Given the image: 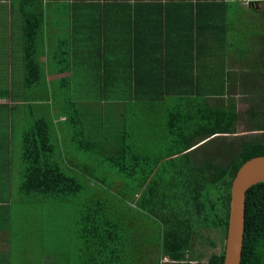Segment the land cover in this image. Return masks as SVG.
I'll list each match as a JSON object with an SVG mask.
<instances>
[{
	"label": "trees",
	"instance_id": "16d2710c",
	"mask_svg": "<svg viewBox=\"0 0 264 264\" xmlns=\"http://www.w3.org/2000/svg\"><path fill=\"white\" fill-rule=\"evenodd\" d=\"M200 1L183 0V13L197 17ZM211 15L213 35L229 34V18L219 23V10ZM256 24L246 20L242 32L258 34L264 44V23ZM225 75L216 88L205 82L204 88L177 91L185 96L183 115L160 107L159 96L172 91H155L142 106L146 95L121 91L128 101L122 114L119 107L99 105L100 96L83 107L60 91L59 110L48 112L50 119L85 138L73 146L60 134L57 144L51 120H34L22 138L12 187L20 209L42 215L43 223L62 222L60 240L48 239L55 258L63 264H224L233 179L246 160L264 154V90L229 89L231 74ZM253 76H264V70ZM234 78L241 87L253 80ZM147 116L150 128L141 130ZM46 201L47 207L40 205ZM204 229L220 232V252L197 250L198 240L217 246ZM241 264H264V182L246 194Z\"/></svg>",
	"mask_w": 264,
	"mask_h": 264
},
{
	"label": "crops",
	"instance_id": "0c3cea01",
	"mask_svg": "<svg viewBox=\"0 0 264 264\" xmlns=\"http://www.w3.org/2000/svg\"><path fill=\"white\" fill-rule=\"evenodd\" d=\"M221 1L198 2L196 17L183 13V0H0V264H63L50 241L61 227L30 216L12 193L23 135L37 118L50 119L59 84L75 105L90 106L100 96L99 105L119 107L120 114L128 102L124 90L146 95L139 106L155 91H172L159 96L160 107L182 115L185 96L177 91L205 82L216 88L225 74L229 89L264 90V76H253L264 70V44L258 34L242 32L250 15L262 16L264 0ZM216 10L215 21L226 15L233 23L229 34L213 35ZM244 75L253 80L241 87L234 77ZM141 121V130L150 128L149 116ZM61 122L51 120L57 144ZM75 129L66 128L73 146L85 138Z\"/></svg>",
	"mask_w": 264,
	"mask_h": 264
},
{
	"label": "water",
	"instance_id": "95a60500",
	"mask_svg": "<svg viewBox=\"0 0 264 264\" xmlns=\"http://www.w3.org/2000/svg\"><path fill=\"white\" fill-rule=\"evenodd\" d=\"M260 182H264V154L246 160L233 179L224 264L242 263L246 224V194L250 187Z\"/></svg>",
	"mask_w": 264,
	"mask_h": 264
},
{
	"label": "rangeland",
	"instance_id": "374dc122",
	"mask_svg": "<svg viewBox=\"0 0 264 264\" xmlns=\"http://www.w3.org/2000/svg\"><path fill=\"white\" fill-rule=\"evenodd\" d=\"M262 9H264V4H263V6H261V10L260 9L259 10L262 11ZM252 13H253V11H252ZM249 20H252V21L256 20V22H257L256 25H258V26L260 25V21L264 23V17L263 16L259 17V16L255 15L254 13H253L252 16L250 15L248 21ZM61 90H64V89H63V86L59 84V89L53 91V98L55 99L57 105L54 106L53 103L50 104L51 110L52 109L55 110L56 113H57V110H59V102H60L61 97H62L60 95V91ZM58 93H59V98H58ZM28 116H29V118H31L33 116V113H31L29 111L28 112ZM61 126H63V130L60 133L61 134V138H62V140H64L65 142H68V144H69V140L70 139L68 138V134H67L66 127H65V126H68V125L65 122L64 123L61 122ZM238 127H239V130H243L244 129V125L243 124H240ZM69 150H70V146H69ZM19 151L22 152V147L21 146L19 148ZM18 163H19V165L21 164V161L19 159H18ZM29 205H30V207L34 206L33 203H29ZM40 205L47 207L48 204H47V201H46V202L40 203ZM30 207L28 209H31ZM30 216L36 217V215L34 213L30 214ZM60 227L64 228L63 225H62V222H60ZM203 232H204V234L206 236H209L211 239L216 240L217 241V246L213 247L212 245H210L207 242H204L202 240H198V242H197V250H199L201 252H204L206 256L210 255V253H212V252H220V250L222 249V243H221V240H220V238H221L220 237V232H218L217 229H208V230L204 229ZM215 238H217V239H215ZM55 239L56 240H60L59 238H56V237H55ZM62 240H64V239H62ZM53 246H54V244H53ZM224 247H225V243H224ZM45 252H47V250H45ZM165 260H168V258H165Z\"/></svg>",
	"mask_w": 264,
	"mask_h": 264
}]
</instances>
